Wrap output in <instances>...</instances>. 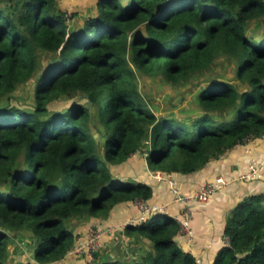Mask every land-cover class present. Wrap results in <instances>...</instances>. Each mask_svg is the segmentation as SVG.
<instances>
[{
    "label": "trees",
    "instance_id": "trees-1",
    "mask_svg": "<svg viewBox=\"0 0 264 264\" xmlns=\"http://www.w3.org/2000/svg\"><path fill=\"white\" fill-rule=\"evenodd\" d=\"M94 8L72 24L59 0H0V264H14L11 231H28L33 258L45 264L74 246V218L152 198L150 183L116 174L137 152L152 170L189 174L264 136V0H96ZM41 51L54 54L41 63ZM221 56L236 82L213 76L197 114L159 117L146 104L137 69L180 85ZM34 77L33 107L5 100ZM75 94L85 100L50 108ZM121 228L149 247L99 264L199 263L168 212ZM224 235L212 264H264V192L232 209Z\"/></svg>",
    "mask_w": 264,
    "mask_h": 264
},
{
    "label": "crops",
    "instance_id": "crops-1",
    "mask_svg": "<svg viewBox=\"0 0 264 264\" xmlns=\"http://www.w3.org/2000/svg\"><path fill=\"white\" fill-rule=\"evenodd\" d=\"M71 0H59L63 10L67 2ZM77 0H74L76 3ZM94 5L96 0H83ZM90 8V7H89ZM91 10L93 8L91 7ZM89 12V11H88ZM89 14V13H88ZM82 18V17H81ZM140 161L147 169L146 175H132L134 166ZM252 166H259V175L247 178L246 174ZM131 167L132 171H127ZM122 175H130L129 179H137L150 183L154 188V194L149 199L152 203L164 204L166 212L171 215H180L189 203L174 200L171 180L179 187L183 195L190 196L191 193L200 188L207 181L215 180L224 176L227 183L224 187L213 194L206 202L191 201L193 204V218L191 220L192 234L182 232L177 237L184 249L191 251L196 257L198 264H212L216 253L226 241L224 240V228L226 220L232 209H234L245 197L259 192H264V136L239 144L231 150L211 160L200 171L181 174H166L161 170L149 168L146 155L137 152L121 165ZM84 218L86 220H84ZM141 211L135 202L119 204L109 216L77 217L69 222L77 238H85L88 227L92 224L104 226H117L112 234L104 235L100 240L99 249L90 256L86 253L75 252L73 246L61 259L45 264H99L106 258L122 257L127 260L138 259L143 251L149 247L150 241L139 237H127L121 226L130 220H139ZM24 245V244H23ZM34 240L32 243L31 261L33 258Z\"/></svg>",
    "mask_w": 264,
    "mask_h": 264
},
{
    "label": "rangeland",
    "instance_id": "rangeland-1",
    "mask_svg": "<svg viewBox=\"0 0 264 264\" xmlns=\"http://www.w3.org/2000/svg\"><path fill=\"white\" fill-rule=\"evenodd\" d=\"M89 4H91V2L88 1L87 3L83 0H77L76 3H74V0L67 2L65 6L67 11L72 13V24L74 22L80 23V20H82L83 17L87 16L88 13L91 14V7L95 11L94 5L90 6ZM53 54L54 53L51 51H41L40 62L46 63ZM234 69V63L230 59L221 56L216 60L214 65L209 70L195 75L188 82L180 85L169 83L163 78L162 74H150L139 69H137L136 72L137 81L146 104H148L159 117L176 115L178 118H180L185 115L187 116L197 114V112L200 110L197 100L199 90L201 87L207 84L213 76L231 79L236 82ZM35 78L36 77L31 78L30 80L20 84L11 94L5 97V100L20 106L28 108L33 107L35 104ZM74 100L84 101L85 99L80 95L75 94L70 97L54 100L49 105L52 109H61L72 104ZM134 169L135 171L132 173V175L136 173L139 176H144L147 173V169L144 168V165H142L140 161L136 163ZM127 171H132V168L129 167ZM121 172L122 170H118L116 174L122 176L125 179L130 177L128 174L123 176ZM84 220L86 219L84 218ZM10 233L12 235V240L10 242L11 253L9 259H11L14 264H18L23 258H32V243H30V241L32 242L33 239L30 238V233L28 231L22 233L21 231H11ZM23 240H25L24 245L19 247L18 242Z\"/></svg>",
    "mask_w": 264,
    "mask_h": 264
},
{
    "label": "built area",
    "instance_id": "built-area-1",
    "mask_svg": "<svg viewBox=\"0 0 264 264\" xmlns=\"http://www.w3.org/2000/svg\"><path fill=\"white\" fill-rule=\"evenodd\" d=\"M65 17L68 21H70L72 13L70 11H66ZM252 139L255 138H251L250 140ZM260 173L261 172L259 171V166H252L251 170L246 174V177H255ZM226 183L227 180L225 179V177L219 176L215 180L207 181L200 188L195 189L190 196H185L181 193L179 187L175 184V182L171 180L172 190L174 192V200L180 202H184L186 200L189 203V205L185 207V210L180 215L175 216L181 225L182 232L192 234L191 220L193 218V204L190 202L192 200L198 202L208 201L210 197L220 191ZM134 202L141 211V218L139 220H130V222L132 223L144 221L153 213L166 212L167 209L164 204L152 203L149 200L145 199H137ZM116 229L117 226L92 224L88 227L85 238H82L81 236L77 238L76 245L74 244L75 246L73 247V249L75 252L86 253L90 256H93L94 253L99 249L101 238L106 234H112ZM224 240L227 241L228 237L225 236Z\"/></svg>",
    "mask_w": 264,
    "mask_h": 264
}]
</instances>
